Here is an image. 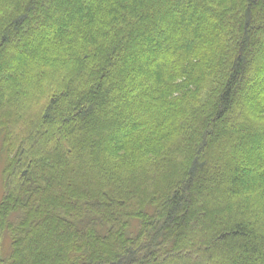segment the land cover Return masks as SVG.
I'll return each instance as SVG.
<instances>
[{
	"label": "trees",
	"instance_id": "obj_1",
	"mask_svg": "<svg viewBox=\"0 0 264 264\" xmlns=\"http://www.w3.org/2000/svg\"><path fill=\"white\" fill-rule=\"evenodd\" d=\"M0 264H264V0H0Z\"/></svg>",
	"mask_w": 264,
	"mask_h": 264
},
{
	"label": "rangeland",
	"instance_id": "obj_2",
	"mask_svg": "<svg viewBox=\"0 0 264 264\" xmlns=\"http://www.w3.org/2000/svg\"><path fill=\"white\" fill-rule=\"evenodd\" d=\"M3 155H0V198L2 195V191H3V175H2V171H3V166H4V158L2 157ZM2 240L0 239V244H1Z\"/></svg>",
	"mask_w": 264,
	"mask_h": 264
}]
</instances>
